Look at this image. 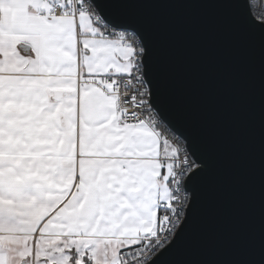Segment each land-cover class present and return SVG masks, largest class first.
<instances>
[{
	"label": "snow or ice",
	"instance_id": "1",
	"mask_svg": "<svg viewBox=\"0 0 264 264\" xmlns=\"http://www.w3.org/2000/svg\"><path fill=\"white\" fill-rule=\"evenodd\" d=\"M175 3L258 44L264 208V0H0V264H193L210 162L162 100L145 20ZM237 264H264V223Z\"/></svg>",
	"mask_w": 264,
	"mask_h": 264
},
{
	"label": "water",
	"instance_id": "2",
	"mask_svg": "<svg viewBox=\"0 0 264 264\" xmlns=\"http://www.w3.org/2000/svg\"><path fill=\"white\" fill-rule=\"evenodd\" d=\"M152 70L174 122L209 159L182 258L193 264L259 260L262 71L258 44L208 5L152 6Z\"/></svg>",
	"mask_w": 264,
	"mask_h": 264
}]
</instances>
